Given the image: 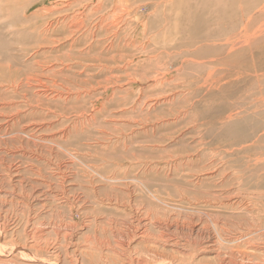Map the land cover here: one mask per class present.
<instances>
[{
    "label": "rangeland",
    "instance_id": "1",
    "mask_svg": "<svg viewBox=\"0 0 264 264\" xmlns=\"http://www.w3.org/2000/svg\"><path fill=\"white\" fill-rule=\"evenodd\" d=\"M125 1L138 13L113 19L114 0H0V223L7 238L22 243L25 231L40 239L46 250L32 264H100L99 251L83 252L88 239L114 245L110 229L126 236L145 227L157 237L165 229L147 224L155 215L169 224L170 245H186L164 250L174 264L181 258L175 251L191 248L205 263L216 253L225 261L233 253L238 264L264 260V20L242 16L252 30L238 25V33L229 20L186 19L191 0H166L172 8L156 15L153 0ZM96 5L105 10L93 13ZM101 17L107 20L99 25ZM135 20L147 23L146 34ZM11 80L20 85L15 92ZM31 125H38L33 132L25 128ZM22 131L45 146L28 143ZM127 240L129 250L143 249ZM16 254L11 264H27Z\"/></svg>",
    "mask_w": 264,
    "mask_h": 264
},
{
    "label": "bare ground",
    "instance_id": "2",
    "mask_svg": "<svg viewBox=\"0 0 264 264\" xmlns=\"http://www.w3.org/2000/svg\"><path fill=\"white\" fill-rule=\"evenodd\" d=\"M113 1V0H112ZM123 0H114V2H113V8L110 10L111 12H108V14L110 15V17H113V19H115L116 18V16L119 14V13H123L124 11L126 12V13H129V7L127 8V9H125L126 8V6L125 5H123V2L125 1H123ZM134 1H136V0H134ZM172 2H177V0H171ZM171 1H166V0H153V3H152V6H153V10H152V13L153 14H151V15H156V12H158V10H160V9H171L172 8V2ZM259 3H260V7H259V9L258 10H256L255 9V7H256V3H254L255 2V0H239V2H237V1H234V0H191V1H189L188 3H187V13L185 14V18L186 19H189L190 17H191V15L192 14H196V15H199V16H201V17H203V23H207L208 24V26L213 22V19L215 20V19H217V18H220V22L222 23V24H224V21H227V20H229V21H231L232 22V29H233V27H235L234 29H236L237 28V30H238V25H239V27L241 26V28H244L245 30L244 31H246V32H248V31H250V30H252L251 29V27L249 26V23L246 21V20H244L243 19V17L242 16H245L246 18H248V19H253V20H257L258 18H262L263 20H264V0H257ZM92 2V1H91ZM109 1H107V4H109L108 3ZM126 2V1H125ZM89 3V2H88ZM101 3V2H100ZM99 3V4H100ZM112 3V2H111ZM147 4L149 3V2H146ZM104 4H105V2H104ZM123 5V7L122 6H120V5ZM144 4V3H143ZM88 5V4H87ZM90 5H92V4H90ZM134 5V4H133ZM139 6V5H138ZM140 6H142V5H140ZM149 6V5H148ZM30 7V6H29ZM83 7V6H82ZM120 7H122L121 9H120ZM144 7V6H143ZM28 8V7H27ZM89 8V7H88ZM132 8V7H131ZM87 9V8H86ZM110 9V8H109ZM92 10V12L93 13H98V12H100V11H103V10H105L104 8H103V6L102 5H96L95 6V8H93V9H91ZM129 10V11H128ZM109 11V10H108ZM130 12H132V14L134 15L135 13H138L135 9H131V11ZM101 13V12H100ZM150 13V12H149ZM155 13V14H154ZM82 14V13H81ZM80 14V15H81ZM124 14V13H123ZM132 14H130L129 16H131ZM75 15V14H74ZM76 15H78V13L76 14ZM75 15V16H76ZM127 15V14H126ZM136 15V14H135ZM141 15V14H140ZM84 16V15H83ZM99 16V15H98ZM119 16V15H118ZM123 16V15H122ZM124 16H125V14H124ZM146 16V15H145ZM148 16V15H147ZM149 16H150V14H149ZM263 16V17H262ZM73 17V16H72ZM115 17V18H114ZM120 17H121V14H120ZM151 17V16H150ZM149 17V18H150ZM156 17H158V16H156ZM237 17H239V19L237 18ZM78 18V17H77ZM76 17H75V19H77ZM82 18V17H81ZM87 18V17H86ZM125 18V17H124ZM129 18V17H128ZM112 19V20H113ZM154 19H156V18H154ZM80 20V19H79ZM104 20H107V17H106V19H103L102 17L100 18V20H99V25H102V23H103V21ZM118 20V19H117ZM119 20H120V18H119ZM125 20H126V18H125ZM128 20V19H127ZM143 20V19H142ZM116 21V20H115ZM114 21V22H115ZM123 21V20H122ZM121 21V22H122ZM135 21H137V20H135ZM73 22V21H72ZM83 22V21H82ZM120 22V21H119ZM138 22V21H137ZM151 22H153V20L151 21ZM219 22V23H220ZM92 23V22H91ZM117 23H118V21H117ZM126 23V22H125ZM124 23V24H125ZM127 23H128V21H127ZM133 23H134V20H133ZM150 23V22H149ZM110 24H112V23H110ZM110 24H108V26L110 25ZM138 24L141 26V29H142V33L143 34H146L145 32L147 31L146 30V28L148 27V25H147V23L146 22H138ZM217 24V23H216ZM88 25V24H87ZM201 25V26H200ZM89 26V25H88ZM123 26V25H122ZM152 26V25H151ZM156 26V25H155ZM196 26L197 27H199V30H203V29H205V27L206 26H204V25H202V24H200L199 22L196 24ZM216 26V25H215ZM136 27H138V26H136ZM136 27H134V28H136ZM143 27V28H142ZM154 27V26H153ZM119 28V27H118ZM211 28V27H210ZM46 29V28H45ZM44 29V30H45ZM148 29V28H147ZM220 29V28H219ZM259 29H262V30H264V23H262L260 26H259ZM76 31V30H75ZM80 31V30H79ZM110 31V30H109ZM139 31H141V30H139ZM150 31V30H149ZM40 32V31H39ZM78 32V31H77ZM81 32V31H80ZM243 32V31H242ZM130 33V32H129ZM134 33V32H133ZM238 33H239V30H238ZM237 33V34H238ZM46 34V33H45ZM82 34H84V31H83V33ZM140 34H141V32H140ZM149 34V33H148ZM113 35H115V34H113ZM112 35V36H113ZM44 36H46V35H44ZM48 36V35H47ZM135 36V35H134ZM141 36H143L142 34H141ZM237 36H239V35H237ZM236 36V37H237ZM84 37H85V35H84ZM132 37H133V35H132ZM136 37V36H135ZM138 37V36H137ZM144 37V36H143ZM43 39V38H42ZM137 39V38H136ZM151 39V38H150ZM149 39V40H150ZM238 39V38H237ZM240 39V38H239ZM143 40V39H142ZM226 40V39H225ZM230 40V39H229ZM236 40V39H235ZM43 41V40H42ZM45 41V40H44ZM148 40H145V42H147ZM138 42V41H137ZM144 42V41H143ZM188 42H190V40H188ZM131 43V42H130ZM143 44H147V45H149L148 43H143ZM241 44V42H239V41H236V48L237 47H239V45ZM243 44V43H242ZM133 45V44H132ZM131 45V46H132ZM150 46V45H149ZM172 47V46H171ZM145 48H144V46L142 45L141 46V50H144ZM232 49V48H231ZM238 49V48H237ZM234 50V49H233ZM33 51V50H32ZM37 51V50H36ZM41 51V50H40ZM42 52V51H41ZM45 52V51H44ZM229 52H231V51H229ZM236 52H238V51H236ZM173 53V52H172ZM36 54V56H37V52L35 53ZM167 54V53H166ZM229 54V53H228ZM231 55V53L229 54V56ZM235 55V54H234ZM30 57L31 58H34V57H32L31 55H30ZM2 58V57H1ZM3 60H5V59H3ZM222 63V62H221ZM39 64V63H38ZM49 64V63H48ZM127 65L129 64V62L128 63H126ZM34 65V64H33ZM52 65H54V64H52ZM51 65V66H52ZM35 66V65H34ZM39 66H41V65H39ZM44 66H46V65H44ZM44 66L43 67H41V69H43L44 68ZM78 66V65H77ZM49 67V66H48ZM62 67V66H61ZM8 69V68H7ZM40 69V68H39ZM50 69V71L52 72V70H51V68H49ZM49 69H46V70H49ZM64 69V68H63ZM62 69V70H63ZM66 69H68V68H66ZM115 69V68H114ZM40 71H42V70H40ZM43 71H45V68H44V70ZM49 72V71H48ZM56 72H58V73H60L61 71H56ZM63 72V71H62ZM110 73V72H109ZM39 73H37V75H38ZM40 75V74H39ZM42 75V74H41ZM40 75V76H41ZM14 76V75H13ZM36 76V75H35ZM21 80V79H20ZM24 80V79H23ZM27 80V82L26 83H33V81H30L29 80V78L28 79H26ZM35 80H37V79H35ZM34 80V81H35ZM16 83V81L14 80H11V81H9V83L7 84V87L9 88L8 90H13L14 92L16 91V87H18V86H20V85H18L19 83L17 82V84H15ZM6 86V85H5ZM16 86V87H15ZM37 86L39 87V88H42V89H45V85L43 84V83H41V81H37ZM49 87V86H48ZM45 91V90H44ZM44 93V92H43ZM59 94V93H58ZM53 100V99H52ZM31 104V103H30ZM32 105V104H31ZM35 107V106H34ZM32 108V107H31ZM33 109V108H32ZM37 109V108H36ZM44 110V109H43ZM46 110V109H45ZM41 111V110H40ZM31 112V111H30ZM34 112H35V110H34ZM48 113V112H47ZM60 113H62V112H60ZM60 117V116H59ZM58 117V118H59ZM61 119V118H60ZM44 124V123H43ZM38 126V125H37ZM36 125H31V126H27V127H25L26 128V130H28V129H30V132H33V131H31V130H34L35 129V127H37ZM42 127V126H41ZM43 128H45V127H43ZM39 129V128H38ZM46 129V128H45ZM14 133V132H13ZM20 133V132H19ZM8 134V132H6L5 133V135H7ZM20 134H23V135H25L26 137H27V139L26 140H28V138H29V140H30V142H28V143H31L32 145H34L36 148L38 147V146H45V145H41L42 144V141H43V139H41V138H38V137H35L33 134H29V133H25V132H21ZM19 134V135H20ZM9 135V134H8ZM10 135H11V133H10ZM16 136V135H15ZM18 139V138H17ZM25 140V141H26ZM35 141H40L41 142V144L40 143H35ZM47 142V141H46ZM50 141H48V143H49ZM18 143V142H17ZM26 144H27V142H26ZM46 144V143H45ZM51 144H54L53 142H51ZM22 146V145H21ZM24 146V145H23ZM47 146V145H46ZM57 147H59L58 145H56ZM28 147V146H27ZM25 148V147H24ZM32 148V147H31ZM42 148V147H41ZM48 148V147H47ZM60 148V147H59ZM29 149V148H28ZM34 149V148H33ZM40 149V148H39ZM63 149V148H62ZM25 150V149H24ZM38 150V149H37ZM34 152V151H33ZM39 152V151H38ZM43 152V151H42ZM51 153V152H50ZM70 155H71V158H73V159H76V157H75V154H72L71 152H68ZM67 153V154H68ZM28 154V153H27ZM206 158V157H205ZM174 160V159H173ZM185 160V159H184ZM188 160V159H187ZM170 161H168V163H169ZM54 164V163H53ZM137 164H139V162H137ZM48 166V165H47ZM84 166H86V165H84ZM125 166V165H124ZM225 166V165H224ZM3 168V167H2ZM48 168V167H47ZM86 168H87V166H86ZM89 168V167H88ZM87 168V170H89L90 172H93L94 173V175H98V176H100V174L98 173V172H96L95 170H93L92 168H89L88 169ZM7 169V168H6ZM49 169V168H48ZM47 169V170H48ZM54 169V168H53ZM11 171V169L10 170H8V172H10ZM16 171V170H15ZM38 172V171H37ZM40 172V171H39ZM6 173V172H5ZM50 173V172H49ZM39 174V173H38ZM62 174V173H61ZM10 176V175H9ZM61 176V175H60ZM101 177V176H100ZM107 176H105V177H103V179L104 180H116V178H106ZM44 178V177H43ZM126 181V178H121V179H119V181ZM138 181V180H137ZM235 181V180H234ZM28 182V181H27ZM30 184V183H29ZM33 184V183H32ZM44 184V183H43ZM50 184V183H49ZM147 191V190H146ZM148 192V191H147ZM150 195L152 196V198L155 200V201H159L160 202V199L154 194V192H150ZM207 198V197H206ZM186 199V198H185ZM203 199V198H202ZM208 199V198H207ZM192 200V199H191ZM194 200V199H193ZM194 201H196V200H194ZM182 202V201H181ZM214 202V201H213ZM191 203H194L193 201L191 202ZM189 204L188 206H195V205H192V204ZM210 204L211 202L210 201H207V202H205V201H203L202 202V204ZM186 204H188V203H186ZM200 204V203H199ZM196 205H198V204H196ZM24 206V205H23ZM198 207V206H197ZM175 208V207H174ZM194 208H196V206L194 207ZM136 209H138V208H136ZM184 210V209H183ZM193 210V209H192ZM140 211V210H139ZM137 212H138V210H137ZM148 213V212H147ZM152 213V212H151ZM258 213V212H257ZM206 214V213H205ZM149 215V214H148ZM147 216V215H146ZM154 217H149L148 219H149V221H148V223L147 224H149L151 227H154L155 229L157 228L158 230H166V229H168L169 228V224H162V223H164V222H167V221H164V220H166V219H164L163 220V217H162V219L160 218V217H156L155 215H153ZM145 218V217H144ZM116 219V218H115ZM171 219V218H170ZM174 219V218H173ZM182 219V218H181ZM138 220H140L141 221V219H138ZM177 219L175 218V221H176ZM115 221V220H114ZM146 221V220H145ZM144 221V222H145ZM179 222V221H178ZM211 222H212V226H213V228L215 229V221H213V220H211ZM2 223V222H1ZM0 223V236L2 237V239L3 240H1L0 241V264H11V263H14L13 261L18 257H16V253H21V254H23L24 256L22 257L21 256V261H25V262H27V264H29L28 262H33V261H35L36 259H35V257H41V251H43V250H46V248H43V250H41V248H39V246H41V244L38 242L39 240H38V237H36V236H33V234H27L25 231H22V238H23V242L21 243L20 241V243L19 242H17L14 238V235H12L10 238H7V234L9 233L8 232V230H7V227H5V226H2V224ZM6 223H8V222H6ZM110 223V222H109ZM111 223H112V221H111ZM217 223V222H216ZM140 224H142V227H145L146 225L145 224H143L142 222H140ZM183 227V226H182ZM187 227V226H186ZM218 227V226H217ZM108 228V227H107ZM111 228V227H110ZM146 228V227H145ZM145 228H144V232H141V233H139L138 235H136L133 231V233L134 234H131V235H126V236H124L123 234H121V231L120 230H113V229H110V231H109V234H110V236H112L113 238H114V245H111L110 243L111 242H109V241H107V240H100V239H96V238H93L92 240L91 239H88V244H86L85 245V247H84V254L85 255H93V253H94V250H96L95 251V253H97V251H99V254H100V256H101V259H102V263H100V264H149V262L146 260V258H144L145 256H147L149 259H150V262H152L153 264H174V262H171V260H169V259H166V256H165V254H164V250L165 249H167V248H173V249H176V248H178V250L179 249H184L185 248V246L186 245H180L179 243H177V242H175L174 244H172V242H171V245H170V239L166 236L167 234H163V233H165V230H164V232L163 233H161V235H158L157 237H152V236H150V235H148V234H146L145 232H147L146 230H145ZM199 228V227H198ZM261 228V227H260ZM135 229V228H134ZM170 229V228H169ZM218 229V228H217ZM253 229V228H252ZM24 230V229H23ZM108 230V229H107ZM219 230V229H218ZM217 230V231H218ZM20 231V230H19ZM102 231L103 232H106L105 231V229H102ZM28 232V231H27ZM124 232H126V231H124ZM124 232H122V233H124ZM221 232V231H220ZM105 234V233H104ZM26 236L28 237V239H29V242L28 243H26L25 242V238H26ZM61 236V235H60ZM216 237V236H215ZM218 237H219V240L221 241V242H225L226 240L225 239H223L221 236H220V233H218ZM242 237V236H241ZM238 238V237H237ZM243 238V237H242ZM121 239H128V240H130V243L131 244H133V243H135V245L138 247V246H140V248H143L139 253H138V251H133V250H129V249H131L130 248V244H127V246L126 245H124V243L123 242H121ZM133 239H136V241H133ZM138 239V240H137ZM69 240V239H68ZM116 240V241H115ZM127 240V241H128ZM231 240V239H230ZM232 241H233V239H232ZM236 241V240H235ZM187 243V242H186ZM227 243V242H226ZM235 243V242H234ZM188 244V243H187ZM202 244V243H201ZM238 244V243H237ZM83 245V244H82ZM192 245V242H191V244H190V246ZM81 246V245H80ZM126 246V247H125ZM193 246V245H192ZM223 246V245H222ZM8 247H10V249H11V251H9L8 252ZM45 247V246H44ZM58 248V247H57ZM83 248V247H82ZM194 248V247H193ZM198 248V247H197ZM196 249V248H195ZM238 249V248H237ZM54 250V249H53ZM83 250V249H82ZM129 250V251H128ZM26 251H30V252H32V254H30V255H27L28 253H26ZM117 251H122L123 253L122 254H124L125 255V260L122 258V256L117 252ZM168 251V250H167ZM175 250H173V252H174ZM197 251V250H196ZM230 251V250H229ZM15 253V255L14 256H10V255H12V253ZM75 252V251H74ZM104 252H110V253H114L115 255H117L118 256V258H119V260L117 261V262H114V261H107V260H105V259H103L104 257L103 256H105V255H103V253ZM230 252H233V251H230ZM238 252V251H237ZM76 253H78V252H76ZM94 253V254H95ZM132 253V254H131ZM216 253V252H215ZM246 253V252H245ZM244 253V254H245ZM18 254V255H19ZM57 254H58V252H57ZM57 254H55V255H57ZM75 254V253H74ZM175 254H181V258H180V260H179V263H176V264H238L237 263V261H236V258L234 257V256H232V254L233 253H230L229 254V259H228V261H225L223 258H222V256H221V254H217L216 253V255H215V257L213 258V261L214 262H207V263H205L204 261H202V260H198V258L199 257H197V252H195L192 248L190 249V251L189 252H187V253H182L181 251L179 252V251H175ZM239 254V253H238ZM247 254V253H246ZM245 254V255H246ZM46 254H44V256H45ZM234 255H235V253H234ZM250 255V254H249ZM98 256V255H97ZM20 257V256H19ZM18 257V258H19ZM99 257V256H98ZM165 257V258H164ZM169 257V256H168ZM228 257V256H227ZM248 257V256H247ZM263 257V256H262ZM3 258H5V259H3ZM9 258H13V261L11 260V259H9ZM47 258H50V257H47ZM52 258V257H51ZM55 258L57 259V256H55L54 257V260H55ZM61 258V257H60ZM83 258H85V256L83 257ZM100 258V257H99ZM114 258H116V257H114ZM163 258V260H161ZM173 258V260H175V258L174 257H172ZM171 258V259H172ZM241 258H243V257H241ZM251 258V257H250ZM264 258V257H263ZM42 259V258H41ZM89 259V258H88ZM148 259V260H149ZM245 259V258H244ZM45 260V259H44ZM93 260V259H92ZM113 260H115V259H113ZM227 260V259H226ZM246 260H248L249 261V263L250 264H264V260H259L257 263H253L251 260L252 259H250L249 260V258H247ZM18 261V260H17ZM60 262H61V259L59 260ZM90 261V260H89ZM241 261V260H240ZM242 261H244L243 259H242ZM241 261V262H242ZM43 262H45V264H49L50 262L52 263V264H57V263H55V262H52V260L51 259H46L45 261H43ZM71 262H72V260H71ZM91 262V261H90ZM239 262V261H238ZM59 263V262H58ZM70 262H68V264H69ZM98 263V262H97ZM18 264V263H17ZM21 264H23V263H21ZM32 264V263H31ZM71 264V263H70ZM75 264V263H74ZM240 264H242V263H240ZM243 264H245V262L243 263Z\"/></svg>",
    "mask_w": 264,
    "mask_h": 264
}]
</instances>
